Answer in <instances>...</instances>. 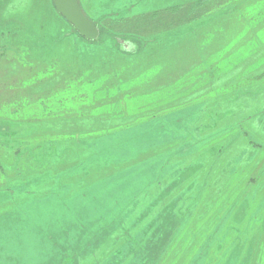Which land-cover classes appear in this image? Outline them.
Returning <instances> with one entry per match:
<instances>
[{
	"label": "rangeland",
	"instance_id": "rangeland-1",
	"mask_svg": "<svg viewBox=\"0 0 264 264\" xmlns=\"http://www.w3.org/2000/svg\"><path fill=\"white\" fill-rule=\"evenodd\" d=\"M198 1L0 0V264H264V0Z\"/></svg>",
	"mask_w": 264,
	"mask_h": 264
},
{
	"label": "trees",
	"instance_id": "trees-1",
	"mask_svg": "<svg viewBox=\"0 0 264 264\" xmlns=\"http://www.w3.org/2000/svg\"><path fill=\"white\" fill-rule=\"evenodd\" d=\"M207 1H210V0H199L198 2H194V4H191V5H189L188 6V4H186V5H178V6H174L173 8H172V11H173V13L174 14H176V13H178L179 11H180V9H181V11H183V10H185L187 13L188 12H190V11H197V8L201 5V4H204V3H206ZM226 1V0H225ZM51 2H52V5H53V9H54V11L56 12V14L59 16V17H61V19H63V21H65V22H67L68 24H70V22H68L63 16H62V14L60 13V12H58V10L56 9V7H55V5H54V3H53V1L51 0ZM219 5V0H216V6H218ZM211 7H213V6H210V8ZM215 7V6H214ZM155 16H154V20L155 21H158L159 19H160V17H158V12H156L155 11ZM186 14V13H185ZM181 15V14H180ZM180 15H178V16H176V15H173L174 17L172 18V21H173V23L175 22V23H178L180 20H181V18H180ZM136 19H138V20H132L131 22H128V23H124L126 26H122V28H119L118 30H114L115 28H111V30H114V32H108V31H106L105 29H103L100 25H101V23H99V24H97V22H94L95 24H96V26L98 27V29H99V31H100V34H99V36H98V38H96V41H98V42H103L104 40H105V38H107V37H109V38H114V39H116V41L117 42H119V41H121V38L120 37H118V34H116V31H122V32H134L135 31V29H138V27L140 28H142V24L145 22V20H146V17H144V15L143 16H140V17H138V18H136ZM119 20V19H118ZM3 21H5V20H2V22ZM25 21H26V19H25ZM27 24H29V25H31V23L30 22H27ZM106 26L107 25H110V23L109 22H107L106 21ZM72 27H73V29H74V31L80 36V37H83V36H81L80 35V33L74 28V26L72 25V24H70ZM21 26V25H20ZM18 27L17 29H16V32H20L21 34H25L26 35V33H29L30 31L29 30H27L26 29V31L23 29V27ZM108 27H111V26H108ZM158 32V31H157ZM30 34V33H29ZM13 35H14V30H13ZM84 38V37H83ZM41 139H51V138H49L48 136H46V135H38Z\"/></svg>",
	"mask_w": 264,
	"mask_h": 264
},
{
	"label": "water",
	"instance_id": "water-1",
	"mask_svg": "<svg viewBox=\"0 0 264 264\" xmlns=\"http://www.w3.org/2000/svg\"><path fill=\"white\" fill-rule=\"evenodd\" d=\"M53 3L58 12H60L83 37L90 40L98 38L100 31L96 24L84 12L79 0H53Z\"/></svg>",
	"mask_w": 264,
	"mask_h": 264
}]
</instances>
